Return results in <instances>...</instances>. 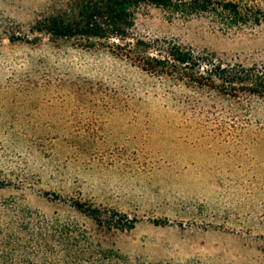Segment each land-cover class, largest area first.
<instances>
[{
    "label": "rangeland",
    "instance_id": "obj_1",
    "mask_svg": "<svg viewBox=\"0 0 264 264\" xmlns=\"http://www.w3.org/2000/svg\"><path fill=\"white\" fill-rule=\"evenodd\" d=\"M71 1L0 0V242L45 219L127 264H264V146L190 127L103 49L34 30ZM133 32L264 66V23L223 31L146 8ZM76 201L135 223L103 229Z\"/></svg>",
    "mask_w": 264,
    "mask_h": 264
},
{
    "label": "trees",
    "instance_id": "obj_2",
    "mask_svg": "<svg viewBox=\"0 0 264 264\" xmlns=\"http://www.w3.org/2000/svg\"><path fill=\"white\" fill-rule=\"evenodd\" d=\"M155 8L169 19L204 18L223 31L264 23V0H72L38 21L34 30L51 41L74 40L103 49L140 74L144 94L163 101L190 127L227 143L264 146V66L244 65L173 39L133 32L140 10ZM261 126L260 128L253 127ZM72 208L106 230L124 231L126 214L76 201ZM21 224V225H20ZM127 264L93 246L82 232L45 219L17 222L0 242V264Z\"/></svg>",
    "mask_w": 264,
    "mask_h": 264
}]
</instances>
